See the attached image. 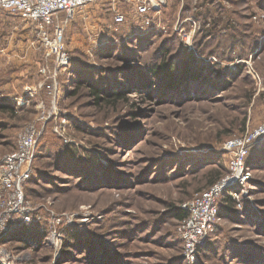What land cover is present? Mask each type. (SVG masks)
<instances>
[{
    "label": "rangeland",
    "instance_id": "1",
    "mask_svg": "<svg viewBox=\"0 0 264 264\" xmlns=\"http://www.w3.org/2000/svg\"><path fill=\"white\" fill-rule=\"evenodd\" d=\"M148 16L128 0L59 13L57 66L38 27L0 9V160L37 130L28 219L0 228V264H264V137L193 255L173 215L229 173L224 142L264 124V0H162ZM93 88L123 97L96 104Z\"/></svg>",
    "mask_w": 264,
    "mask_h": 264
},
{
    "label": "built area",
    "instance_id": "2",
    "mask_svg": "<svg viewBox=\"0 0 264 264\" xmlns=\"http://www.w3.org/2000/svg\"><path fill=\"white\" fill-rule=\"evenodd\" d=\"M120 0H0V9L13 16L30 22L39 29V40L47 53L55 57V64L67 61L64 50V20H56L59 13L70 17L88 4ZM134 11V17L141 24L150 22L149 12L159 6L162 0H128ZM126 16L122 11H115L113 21L123 23ZM37 130L35 125L26 126L18 135L15 149L0 160V228L9 226L16 220H27L28 208L25 205L24 184L33 170ZM264 137V124L255 129H247L241 136L227 139L223 149L228 156L227 175L218 179L203 192L181 207L188 211L185 219L178 223V233L184 249L191 255L200 241L211 231L218 219V199L223 193L232 192L234 184L242 183L248 176L246 160L252 145Z\"/></svg>",
    "mask_w": 264,
    "mask_h": 264
},
{
    "label": "trees",
    "instance_id": "3",
    "mask_svg": "<svg viewBox=\"0 0 264 264\" xmlns=\"http://www.w3.org/2000/svg\"><path fill=\"white\" fill-rule=\"evenodd\" d=\"M166 68H168L170 70V62H166L165 64H161L160 66L158 67H154L155 71L157 72H162L168 76H171L172 73H169L168 71H166ZM91 95L94 96V100H95V103L98 104V103H111L117 99H120L123 97V93L118 91V92H115V91H110V92H102L104 94V96H99V93L100 92V89L99 88H93L91 89ZM221 173L219 171L215 172L214 175H212L210 178H208V182H207V186L209 187L210 185H212L213 183H215V181L220 177ZM207 187V188H208ZM221 201L225 202V204L223 203L224 207L227 206L226 203L230 202L233 200L232 196H230V194L228 193H223L222 196H221ZM220 210L218 211V215H220ZM173 215L174 217L178 220V223L185 219L188 215V211L185 209V208H182L181 206H178L176 208H174L173 210ZM178 225V224H177Z\"/></svg>",
    "mask_w": 264,
    "mask_h": 264
}]
</instances>
